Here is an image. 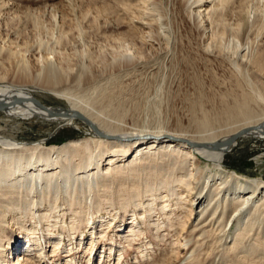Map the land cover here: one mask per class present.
Instances as JSON below:
<instances>
[{"label": "rangeland", "instance_id": "374dc122", "mask_svg": "<svg viewBox=\"0 0 264 264\" xmlns=\"http://www.w3.org/2000/svg\"><path fill=\"white\" fill-rule=\"evenodd\" d=\"M1 1L0 47L5 43L12 50L10 54L7 51L0 53V80L5 83L31 90L34 87V93L39 96L44 95L40 92H48L75 100L100 121L124 132L164 131L196 135L204 129L231 127L243 121L229 122L220 113L243 97L247 101L244 108H255L258 113H264V69L261 71L252 59L241 62L240 59L230 58L235 46L249 47L251 58L261 55L264 67V0H230L216 14L211 27L208 20L201 24L207 28L206 32L201 29V33L179 14L164 15V25L160 28L156 14L147 10L152 7L151 0L145 3L141 0ZM166 27H171L168 29H171L169 42L167 33L163 32ZM211 28L223 33L214 43L209 36ZM209 43L223 48L227 61L207 60L196 52ZM172 45L178 50V57H182L176 63L178 67L175 68L174 64L163 70L162 55ZM129 49L137 50L136 62H126L119 57ZM52 56L57 64L54 72L62 78L61 84L57 85L45 78L42 69L46 59ZM39 72L42 74L39 75ZM0 127H5L3 122H0ZM54 128L55 125L43 122L25 121L15 132L19 139L30 141L47 137ZM76 128H61L46 146H59L74 139L96 138L80 124H76ZM93 149L95 146L90 144L89 151ZM89 151L84 152L85 157ZM156 155H147L134 165H146L135 188L131 179L121 184L111 180L108 181L110 185L95 182L87 189L84 185V191L78 194V199L74 201L76 206H73L83 221L76 223L72 230L68 226L74 214L71 211L66 212L64 222H58L54 227L47 228L48 223L42 221L34 233L17 231V226L9 227L7 237L18 240L9 250L6 260L14 261L28 235L37 239L36 242L31 240L30 248H37L34 253L43 256L50 255L52 242L61 239L51 259H33L39 261L38 264H162L167 259L172 264H180L179 260L189 253L177 245L178 251L174 248L172 251L170 247V236L180 230V226L175 224L177 219L173 220L171 227L166 225L164 228L163 241L153 237L152 226L142 224L143 234L139 240L128 245L122 239L133 219L143 223L141 216L148 215L150 220L159 218L168 224L166 217L171 212H179L176 208L178 204L174 206V202L164 212L161 210L164 203L160 200L151 207L134 205L137 202L147 203L156 196V190L154 194L148 193L144 187L149 182L144 178L153 173L152 165H160V161L150 165L146 158ZM224 160L225 166L238 174L264 181V138L240 143L225 155ZM94 165L93 160L88 168L90 173ZM201 166L204 167L205 163L201 162ZM186 170L194 173L195 167L187 163L182 173L188 172ZM110 171L109 168L105 173ZM72 174L71 171L68 175ZM64 175L65 171L61 176ZM157 178L155 183L159 182L162 174ZM59 191L61 199L57 201V206L61 208L58 211L67 209L66 205L63 206L66 194L61 189ZM181 191V187L175 188L173 193L165 188L160 190L166 200L171 194L179 197ZM128 195L135 197L132 203L121 209ZM97 202L103 203L99 209L96 208ZM112 216L116 218V227H108L100 236V222ZM22 219L27 228L33 226L29 214ZM87 219H91L93 225H88ZM193 223L192 218L186 229L191 230ZM223 224L224 221L203 226L204 231L199 238L201 264H264V223H255L238 248H232L231 242L237 223L221 231L219 225ZM70 248L73 250L69 253ZM253 249L256 252L252 254ZM145 254L148 257H143Z\"/></svg>", "mask_w": 264, "mask_h": 264}, {"label": "bare ground", "instance_id": "6f19581e", "mask_svg": "<svg viewBox=\"0 0 264 264\" xmlns=\"http://www.w3.org/2000/svg\"><path fill=\"white\" fill-rule=\"evenodd\" d=\"M141 1L146 2V0ZM151 1L150 5L152 7L147 10L156 14L157 21L160 22V28H163L164 25L162 23L164 15L170 17L179 14L180 16L183 15L201 33V29L207 31V28H203L201 24L208 20L211 27L215 22L216 14H219L230 0ZM160 5H163L164 8L162 9ZM1 6L2 1L0 0ZM169 28L166 27L163 31L165 34L167 33V42H169L171 36V29L168 31ZM222 35L223 33H219L215 28L209 30V36L213 39V43L215 40L220 39ZM234 48L235 50L230 55L231 59L236 61L240 59L241 62L244 61L243 59L245 61H251L252 59L261 71L264 69L262 61H260L261 55L251 58L252 52L250 53L249 47L235 46ZM2 51H7L10 54L12 50L3 43L0 47V53ZM196 52L207 60L227 61L224 49L210 43ZM137 55V50L129 49L119 54V57L126 62H136ZM233 55L237 57L233 58ZM178 58V50L173 45L167 48L162 55L163 70L174 64L175 68L178 67L176 65L180 61V58ZM55 65H57L56 60L52 56L51 59H46L42 69L45 71V78L50 83L57 85L61 84L62 78L54 72L56 71ZM41 74L42 72H39V75ZM34 89V87L32 90L28 87L22 88L0 80V101L10 104L12 100L17 98L34 96L49 107V110L67 113L78 111L82 113L93 122L100 132L113 136L114 139L109 140L93 135L90 127L83 121L71 117L52 116L48 111L38 108L28 101L3 108L0 111V122H3L5 126L0 127V264H38L40 260L46 257L51 259L56 254L61 239L52 242L50 255L44 254L43 256L41 253H34L37 248H35L36 250L30 248L31 240L36 242V237L30 238L26 235L24 247L21 251H18L14 261L6 260L9 250L11 251L18 240L15 238L9 239L6 230L9 227L17 226V231L25 230L27 233H34L42 221L48 223L46 224L47 228L49 226L54 227L58 222H64L67 211L74 213L70 217V224L68 223L69 229L72 230L76 223L83 221V218L73 210V206H76L74 201L78 199V194L84 191L82 190L84 189L83 186L85 185V189H87L91 186V183L95 182L96 184L97 182L99 184L105 182L109 184L108 181L115 180L121 184L122 181L131 179L135 188L142 176V169L146 165L136 167L134 165L145 159L147 155L158 154L150 158L147 157L146 161L150 165L160 161V165H152L154 166L153 173L150 177L144 178L145 181H149L144 186L145 192L153 193L156 190L157 193L147 203H135L134 201V205L143 208L146 204L151 207L160 200L162 204L164 203L161 205V210L164 212L165 209L170 207V203L174 202V206L178 204L176 208L179 212L177 214L171 212L170 216L166 217L168 224L159 220V218L150 220L151 216L148 215L141 216L143 223L136 222L133 219L128 226V232L122 236V239L128 245L139 240L143 234L141 224L148 227L152 226L153 237L163 241L165 237L164 228L166 225L171 227L173 220L177 219L175 224L180 226V230L170 236L172 239L169 240V244L172 251L177 249V245L189 253L186 258L179 260L180 264H201V259H199L201 241L199 238L203 234L204 225L213 226L224 221L223 225H219L221 231H223V229H230L232 224L236 222L237 225L231 237V242L232 248H238L242 243V238L249 232L251 233L255 223H264V181L238 174L224 164L225 155L234 150L240 143L264 138L262 128L264 113H258L255 108H244L247 106L246 97H243L240 101L235 100L232 107L223 108L222 113H220L229 122L239 123L243 121L242 123L224 129H204L197 132L200 134L189 135L183 133L170 134L164 131H120L100 121L93 114H90L86 107L75 100L70 101L67 98L50 95L48 92H40L44 95L39 96L34 93ZM25 121L43 122L55 125V128L45 138L30 141L21 140L18 138L15 129L19 127L21 122ZM8 123L13 124L9 125ZM76 124H80L87 130L88 134L96 138L74 139L59 146H46V143L61 128L67 126L76 128ZM8 127L11 129L8 130ZM142 134H149L152 138L141 139L139 135ZM120 137H131L132 140L118 139ZM90 144L95 146V150L89 151ZM87 150L89 152L85 157L84 152ZM93 160L95 165L90 173L88 168L92 165ZM201 162L205 163L204 167H200ZM187 163L195 167L194 173L188 170H186L188 172L182 173ZM125 165H129V167L124 168ZM109 168L111 171L105 173ZM64 171L65 175L61 176ZM71 171L73 174L69 176L68 174ZM161 174L162 178L158 183H155L158 180L157 175ZM177 187L182 188L181 193H178L180 194L179 197L171 194L172 196L170 195V198L166 200V196H162L163 193L160 192L161 189L165 188L166 191L173 193ZM59 189L66 194L65 197L63 193L65 200H62L65 203L63 206L66 205L64 207H67V209L63 208L58 211L57 209L60 206H57V201L61 199ZM134 197L128 195V197H125L126 199L123 198L125 204L121 206V209L132 203ZM102 204V202H97L96 208L99 209ZM195 209H197L196 212H194ZM26 214H29L33 220V226L28 228L22 219ZM192 218L194 222L192 229L187 230L186 224ZM115 219V216H112V218L103 219L100 222V236L105 233L108 227L112 225L114 228L116 227V224H114ZM90 220L85 221L88 225H93ZM166 235L169 236V233L167 232ZM78 244L80 245V242ZM92 244L93 241L91 240ZM77 248L78 246L75 247L76 250ZM91 248L93 247L91 246ZM72 250L70 248L69 253ZM255 252L256 250L253 249L252 254ZM143 257H148V255L145 254ZM34 258L39 261L33 260ZM161 263L172 264L170 259L163 260Z\"/></svg>", "mask_w": 264, "mask_h": 264}, {"label": "water", "instance_id": "95a60500", "mask_svg": "<svg viewBox=\"0 0 264 264\" xmlns=\"http://www.w3.org/2000/svg\"><path fill=\"white\" fill-rule=\"evenodd\" d=\"M24 101H28V102L34 104L35 106H37L38 108H41V109L48 111L49 114L52 116H61V117H65V118L71 117L73 119L83 121L84 123H86L90 127V130H91L93 135H96L99 137H104V138H107L109 140L114 139L113 136L105 135L102 132H100L96 128V126L93 124V122H91V120L89 118H87L85 115H83L82 113H80L78 111H74L72 113H67V112H55V111L49 110V107H47L44 103H42L38 98H36L34 96H30L29 98H17V99L12 100L10 102V104L7 102H4V101H0V111L3 108H7L9 106H15V105H18L19 103H22ZM262 128H263V132H264V125L262 126ZM168 137H170V136H168ZM139 138L151 139L152 136L149 134H142V135H139ZM118 139H122V140H126V141L132 140L131 137H124V138L120 137ZM216 146H218V145H216Z\"/></svg>", "mask_w": 264, "mask_h": 264}]
</instances>
